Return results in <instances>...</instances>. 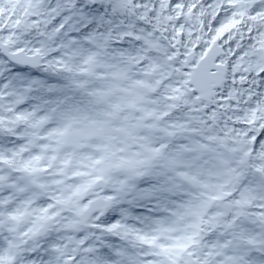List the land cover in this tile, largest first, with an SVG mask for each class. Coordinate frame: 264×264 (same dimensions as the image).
I'll return each instance as SVG.
<instances>
[{"label":"clouds","instance_id":"obj_1","mask_svg":"<svg viewBox=\"0 0 264 264\" xmlns=\"http://www.w3.org/2000/svg\"><path fill=\"white\" fill-rule=\"evenodd\" d=\"M0 62V264H264V0H0Z\"/></svg>","mask_w":264,"mask_h":264},{"label":"snow or ice","instance_id":"obj_2","mask_svg":"<svg viewBox=\"0 0 264 264\" xmlns=\"http://www.w3.org/2000/svg\"><path fill=\"white\" fill-rule=\"evenodd\" d=\"M221 31H223V29H221ZM8 71H10V69H8L3 62H0V79H2L5 72ZM40 83V81L27 79L18 73L16 76L11 77L7 83L0 85V88L15 87L18 88L21 92H25L31 91L35 86ZM4 152L5 150L3 148H0V157H2ZM7 162L10 163L11 161L9 160ZM24 170L29 172L30 174H35L37 172V169L31 167L30 163H26L24 165Z\"/></svg>","mask_w":264,"mask_h":264}]
</instances>
